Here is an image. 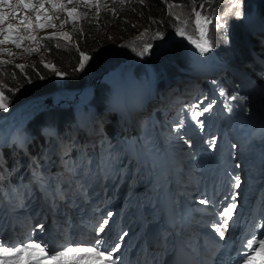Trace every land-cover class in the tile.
Returning <instances> with one entry per match:
<instances>
[{
	"label": "rangeland",
	"instance_id": "rangeland-1",
	"mask_svg": "<svg viewBox=\"0 0 264 264\" xmlns=\"http://www.w3.org/2000/svg\"><path fill=\"white\" fill-rule=\"evenodd\" d=\"M223 1H227L228 4L236 2V1L233 2V0H223ZM9 2L13 5L16 4V0H9ZM55 2L58 4L63 3L65 7L68 9L75 7L77 9V13L74 14L73 17H70V20H68L67 18H65V16H68L66 11L61 9L58 13L55 12L52 9L51 3H49V0H44V7H46L50 11V14L53 12V16H52L53 22L51 21V23L55 24L56 25L55 27H46L40 30L38 29L32 30V28H29L28 30H26L23 27V25H21L20 20L9 17L6 20V23L4 25H0V27H6L8 23H11L14 26H17V30L15 31L14 37L16 38V36L18 35L20 37H23L24 39H22V41L19 43L21 45V47L19 48L14 47V43H12L11 40L5 43H0V56L8 57V59L15 64H23L22 62L26 60L25 58L27 57L25 63L30 64V62L32 61L31 62L32 69L40 71L44 75H47L50 78V80L55 84L56 88H58L59 90H63L66 87L64 77L55 74L56 72H53L51 69L46 68L41 64H37L33 62L37 60L34 55V51L32 52L27 51L28 49H39V51L44 53L45 56L44 58L47 61V63H50L51 60L48 57V53L40 46L41 43L40 39L55 33L57 34V38L52 39V41L53 43L56 44L57 47H62L63 49L73 47V49H77L76 51L80 56L81 51L79 50L78 47L79 45L77 44V42L79 41V43L81 44L80 47L85 48L89 46L90 50L92 51L94 49L97 54L108 55L111 54L112 52V66L118 68L121 77L123 78L126 75L131 74V75H135L140 80L139 72L143 71V67L136 64V62L137 59L142 56L140 53L143 51V49H141L140 46H132L128 50H123L125 48L124 46L125 44L122 45L121 43H123V41L119 43V40L117 39V37H119L118 30L120 29L119 20H121V16H122L121 13L125 10L127 11L128 9H130L132 4L138 5L139 0H123V3H121V0H116V3L110 1L107 2V0H91V3L87 7L85 6L83 0H79V2H76V0H74L73 3H67V0H55ZM165 2L167 5V14L170 15L173 19L172 20L173 30H176L177 27L184 26L185 33H187L186 35H189L197 39L198 38L197 33L191 27L194 24V17H195L194 14L193 13L191 14L190 12V9L193 6V2H181L179 0L177 4L178 7H174L171 9H169L168 5L174 3L173 2L169 3L167 1ZM202 3L206 4L208 7H215V6L222 7L221 3L217 0H202ZM97 6L99 8L98 12H97ZM229 7L230 6L228 5L224 8L226 10ZM10 11H11L10 8H5L3 5H0V12H10ZM85 11L87 12V16L83 15V12ZM17 12L21 16L31 15L29 13L30 9L26 10L23 7L18 8ZM210 12L212 13L211 10ZM190 14L193 16L192 19H190L191 16ZM212 14L211 15L207 14L206 17L208 20L213 21L214 19V23L209 27L208 41L209 43L212 44V47L214 49L216 48L215 53L217 51L219 53L217 55L220 58H222L224 61H226L229 64L237 66L238 67L237 69L242 70L248 77L252 76L253 72L255 71L254 69L247 68L246 64H244L243 61H240L236 55H232V54L228 55L225 53L224 44L222 40L229 39L231 35V30L226 26L225 23L220 21H219L220 24L223 26L217 27L218 22L214 18V14L213 15ZM56 15H59L60 17L58 21L55 19ZM174 16H176L175 20H174ZM232 18L233 15L230 17V19ZM65 19H67L69 22L64 24L63 27H61V21ZM185 21H187L186 24ZM143 23L144 25L146 24L145 22ZM79 24H81L83 31L79 27ZM29 31H31L28 34L29 36L32 34L31 36H35L37 38L35 41L29 39L28 38L29 36L26 35ZM133 31H135V33L137 34L140 33L141 35H143V32H145L146 30L141 23H134ZM62 32H66L70 34L71 39L67 40L60 38L59 34ZM162 35L163 38L158 37L159 41H157L155 44L151 42L152 47L154 45L159 46V51L161 52V54H155L154 52L155 48H151L149 52L145 53L147 54L146 57L154 66V73L156 75V78L157 79L161 78V82L159 83L156 89V95L158 97V100L163 98V102L155 103L157 104L155 106V110L156 112L157 111L160 112L162 109H165L163 115L167 116L168 120H175L176 115L179 114L183 122L182 125L179 126L180 129L182 130L191 129L196 132H199L196 134L195 140L193 139L194 135L190 133H185L183 135L185 139L183 140V146L180 149V152L182 154V159L180 161L182 162V166L184 167V171L187 173V175H184L183 177L179 176L178 182L179 185L180 184L183 185L180 190V197L182 195L185 196L193 204L196 213L205 214L206 213L205 210L208 207L199 211L202 208L201 206H199L200 204L199 201L201 199H207V197H216L220 193V191L225 190V188L222 185H220L219 182L217 181L216 174L213 175L212 173V167H211L212 156L216 157L215 152L219 144L222 145L223 153L226 152L224 153L225 157L235 153L237 145L232 144V146L236 145V147L235 148L228 147V149H225V146L223 144L224 139L216 132V127L214 129L212 127L210 131V126L208 125V123L204 121L203 115L199 118V122L191 119L192 112L189 109L194 105L200 104L199 99L205 94V92L202 90L201 85L199 86L194 85L193 87L192 81L188 82L182 80V78H180L179 76V71L174 67H172L170 64L165 63V58L175 55L183 56V58H190L191 64L193 63L192 64L193 66L195 64L196 67H199L198 66L199 63L202 64L201 60H198L197 56L192 51L190 52L188 47L177 46L175 48L174 46L167 45L169 43L168 42L169 35L168 34L166 35L162 34ZM182 38L186 39L188 37L185 35L181 37L179 36V39ZM239 38H240V48L242 49L243 52L242 57L248 59L249 57L248 47L253 41V36L248 31L246 26H244L241 36ZM0 40L3 39L0 38ZM118 43L121 44L119 48L116 47ZM164 48L165 50L163 51ZM5 49H7L8 51H5ZM11 51H13V53L9 55V52ZM136 52L137 55L134 56V53ZM83 53H85V51H83ZM130 57L132 58V60L128 63ZM143 59L144 58H140L137 63H139ZM93 61L96 60L90 59L86 63L85 68L81 70L87 81H89V77L93 73V71L94 70L98 71L99 68L97 62H93ZM255 68L258 67L255 66ZM77 70H79V68ZM58 73H60V70H58ZM101 74L102 73L98 74V76H100ZM219 75H223V74H219ZM216 78L217 76H215L214 80H216ZM101 80L99 82H101ZM29 82L31 83L32 81ZM214 82L216 83V86L219 88V90L225 94L224 97L226 98L228 97L229 90L236 91L237 95H239L238 97L241 98H244L243 95H247L246 108H245V104L244 103L242 104V101L240 100L233 101L229 97V99L232 101V104L226 101L227 106L231 107V109H234L235 112H239V111L248 112L250 110V114L240 113L243 115L245 119L244 121H247L249 119H255L259 115L260 112L258 110L261 108V106L264 103H262L263 96L258 92V90L244 87L243 85L237 82L233 83V85H230L229 84L231 83L230 79L227 80L221 79L219 81H214ZM6 83H9L10 86H13L16 82H14V79L12 77H10L9 79H0V90L3 86L4 87L7 86ZM90 84L91 82L88 83V86H86L84 89V91H86V94L84 95L85 97L83 96L84 98H79V101H77L78 103L76 102L75 105L78 108H80L82 105L87 104V102L90 100L93 91V86H90ZM229 86H231L232 88H230ZM22 87H23L22 84H18L16 86L17 89H21ZM245 88L247 90H245ZM111 91H113L114 93L113 89H111ZM131 91L129 92V94H131ZM140 92H141L140 90L132 91V98H134V96L138 97L136 102L137 105L140 104L139 96H138ZM64 93H67V90L59 91L58 93H55L54 95L56 96L54 98V102H57L60 96H62ZM71 93L72 92L70 91L69 94ZM165 94H166V98L164 96ZM179 94L180 95L183 94L182 99L184 104L186 103L190 104L189 106H183L182 114H180V108L182 106H180V104H177V101L179 102L182 99L178 98L179 100L178 99L175 100L171 98V95L172 97L174 96L175 98L176 96H179ZM32 97H33L32 95L28 96L24 100L27 99L30 100ZM209 98L213 100V95L210 93L206 95V100L204 101L205 104H207V99ZM35 99L37 100V102L40 100L38 99V97H36ZM33 101H31L28 104H31ZM74 101L76 100H73L72 102L74 103ZM213 101L211 102L213 105L212 110L208 114H214L216 116V121L214 122L209 121V124L217 125L220 119L222 118V116L217 110V108L214 106ZM22 104L23 102L20 105L22 106ZM55 106L56 105H54L52 108L48 110L55 109L56 108ZM185 111L189 112V114L185 115L186 113ZM9 112H10L9 106H7L6 111L4 109H0V117L7 115ZM168 113L170 115H166ZM106 116L107 115H105L104 117ZM148 119H149L148 116H145L144 118L143 115H140L138 117L139 125L137 124L136 121L137 125L131 131V136L133 137L130 138H127V136L122 135L118 127L114 125V123H113V127L116 135L121 138H126L129 144H131L133 138H138V141L141 142L142 145H144L145 139H143V134L141 132L143 128V123L146 122V120ZM256 119L259 120V118ZM114 120L116 121L115 118ZM72 121H74V127L71 130L72 133L69 132V136L66 135L64 136V140L66 141L67 144L64 152L65 157L63 158H61V155L57 153L59 152V142L55 140L54 137V136L58 137L60 126L57 124L56 121L47 122L48 124L46 125V127L49 129L48 132L50 133V135L47 132L46 135L54 141V148L56 152L53 154L49 152L46 155L48 159L50 158V161H49L48 171H45V175L49 176L51 179H56L57 177H59V182H61L63 186L67 185L69 183L70 174L65 168L66 166L64 163V159L69 156L71 149L72 150L78 149L81 152L83 147H88L92 151L94 149L95 152L100 150L99 155L103 157V159L101 160V167L108 173V175L111 178L115 177L117 173L118 160L123 158V154L118 153L115 155L114 154L108 155L107 153L106 156L104 154L105 152L103 151L107 147L106 144L107 138L105 137V135H103L100 132L95 138L88 135L86 136V138L80 137L79 139L76 140V134H77L76 131L84 127V119L83 118L78 119V115H74L72 117ZM4 122L5 121L0 123V140L6 143L2 147L4 146L10 147L13 144H15L17 141L21 143L23 147L25 144V142L22 141L24 136H23V132L19 131L20 129H23V126L15 129L14 132H11L10 131L11 128H9L8 126H4ZM201 123L203 125L202 127H201ZM262 124L264 125V121L262 122ZM197 126L198 128L196 130ZM171 129H174V127L172 126ZM206 131L208 133L204 135V132ZM224 137H230L229 133L226 132ZM210 140L211 142H207ZM117 144L119 145V143ZM143 148L145 149L144 146ZM83 153L81 152L80 154ZM98 157L99 156L97 155L96 158L98 159ZM96 162H98V160ZM127 163L131 164L132 160L128 158ZM172 163H174L173 160ZM139 165L141 171L136 172V170L133 169L128 174L123 175L121 179L118 176L113 178L112 180L108 179L106 183V186L108 187H105L104 189H101V187L98 189L95 188L89 189L86 191V193L85 192L82 193V198H83L82 200L78 196L76 189L71 188L73 192L76 193V197L74 196V194H71V197L74 200L72 203V212L69 210H66V212H64L58 206L56 207L53 206L50 211H47L42 204L38 205L37 203L39 202L36 200L32 204H29V202L26 203L28 210L25 209L24 207L17 208L18 211L15 215H10V213H8L7 211L5 213L2 211L1 213L3 215L0 216V241L12 245V244H19L22 241L26 242L29 239H34L35 241L38 242L40 241L46 242L49 245V248H51V244H50V241L52 239L51 233L58 237L61 235L60 233L61 229L63 228V226H65L64 232L62 233V237L64 234L65 236L69 235L67 233L66 228L71 227L73 225V219L71 217L76 213H78V211L83 205H86L89 202H93V200H99L101 205L107 203V207L105 208H110V211H108V213L111 212L113 214L111 216L112 218L114 216L120 217L118 220L117 229L121 230L122 232H127L128 234L135 233L134 236L136 240L142 239L143 241V246H141L142 250L145 251L153 248V243L149 242V240L146 239L145 237L146 233L144 235V238H142V235L136 232L137 223L134 218V214L137 212V209L140 206L144 207L145 209L147 208L150 209L151 205L153 206L156 205V203L151 199L153 193H151L150 192L151 189L148 188L149 183L146 182L147 179L149 178V175L144 174L143 163L140 164V162L138 161L137 166ZM94 170L97 174L96 179L99 180V182L101 183L103 180L98 175L96 169H93V174H94ZM85 171L87 173L92 172V169L86 167ZM235 176H238V173H236ZM15 177L19 178L22 183L25 181L32 180L27 165L20 167V170L16 171ZM110 183L111 186H109ZM35 190L36 189L34 187V191ZM36 193L37 196L40 197V192L36 190ZM100 196H102L103 198L100 199ZM40 198L41 201H45L43 196H41ZM0 200L3 201V198L0 197ZM120 201H121L120 206H122V209L117 207ZM49 204L52 205L54 203L49 202ZM33 207L37 209L36 213ZM4 211H5V207H4ZM26 215H27V219H26ZM10 216H12L13 219H15V222H13L12 225L10 224V220L13 219H10ZM38 223L43 224L45 226L43 231L36 229V225ZM54 224L57 229L54 228ZM77 245L82 246L81 243ZM0 259L15 261L17 257L15 256L0 257Z\"/></svg>",
	"mask_w": 264,
	"mask_h": 264
},
{
	"label": "trees",
	"instance_id": "trees-1",
	"mask_svg": "<svg viewBox=\"0 0 264 264\" xmlns=\"http://www.w3.org/2000/svg\"><path fill=\"white\" fill-rule=\"evenodd\" d=\"M108 1L116 3V0H107V2ZM165 1L169 3L173 2L175 5H177L179 0ZM165 1L143 0V2H141V0H139L138 5L132 4L130 9H128L127 11L125 10L121 13V20H119L120 29L118 30L119 37H117V39L119 40V43L123 41V43H121L122 45L125 44V48L123 49L122 47L123 50H128L132 46H140V48L143 49L146 44H151V42L155 44L157 41H159L158 37H156V33H161L164 35L172 33V17L167 14V5ZM180 1L193 2V0ZM217 1L221 3L222 7L215 6L209 7V9L214 14V18L217 20V22L220 21L225 23L226 26L231 30L229 39H223L222 42L224 44L225 53L228 55H234V52L240 50L239 34L245 24V19L250 16L253 10L263 9L264 4L262 0H233V2H236L231 4H228L227 1L223 0ZM228 5L230 7L225 10L224 7ZM236 11H240L242 15L240 17H237L235 15ZM41 14V20L39 22L36 21L35 15H31L32 24L30 25V27L33 28L32 30H40L46 28L38 26V24L46 23L44 18L45 14ZM232 15L233 18L230 19ZM65 18L70 20V17L68 16H65ZM217 18H219V21ZM143 22H145L146 24L144 25ZM134 23H141L143 25L146 30L145 32H143V35H141L140 33L137 34L135 33V31H133ZM79 27L82 29L81 24H79ZM29 33L30 31L26 35H28ZM14 34L15 32L11 33V37H13ZM21 41L22 40H19L18 43H20ZM40 41V46L48 53V57L51 60L52 64L55 66V68L60 70V75L64 77L66 85L65 88L68 90H82L88 83L97 78L98 74L116 68L112 66V52L108 55L97 54L94 49L91 51L89 46L85 48L80 47L81 44L78 41L77 44L79 45V50L81 52L85 51V53L89 57H91V59L96 60L93 62H97L99 66L98 71L94 70L89 77V81H87L83 75V72L81 70H77L79 68L80 57L76 51L77 49H73V47L66 49L57 47L52 40L41 38ZM119 43L116 46L118 48L121 46V44ZM14 47L17 48L15 43ZM158 47V45H155V50H157ZM250 47L252 48V44ZM212 49L215 52L216 48L214 49L212 47ZM13 51H11L10 53H13ZM252 54L254 56L260 57L261 59H264L263 40H257L255 42L252 48ZM135 55H137V52L134 53V56ZM130 59L132 58L130 57L129 60ZM189 60L190 58H181L178 60V64L181 67L177 69L179 71V76L185 80L192 81L193 87L194 85H201L202 88L206 89L207 85L204 83L201 84L198 78H194L190 74L181 72L182 69L186 70L192 68ZM0 61H3V63H0V79H9L10 77H12L14 79V82H16L13 86H10L9 83H6L7 86H3L0 90V93H2L4 97H6L5 103L7 106H9L10 110L17 108L24 101L23 99L27 98L28 96L32 95L34 97H41L58 91V88H55V84L47 75H44L42 72L32 69V61L30 62V64L24 65L23 69L16 67V65L23 64H15L11 60H9L8 57H4ZM24 64L26 63L24 62ZM253 80L256 85L264 91V73L255 75V77H253ZM29 81L32 82L30 83ZM18 84H22L23 87L21 89H17L16 86ZM107 93V86L101 83L93 89L92 97L88 105L83 106L79 110L70 111L63 109H52L38 114L34 119V116L32 115L31 118L33 120L22 129L24 136L22 141L25 142L24 146L22 147L21 143L17 141L10 147L0 148V197L3 198V201L0 200V215L2 214V211L4 212V205L11 212L18 211L17 208L22 207L28 210L26 203L29 202V204H32L33 202H35V200H37L36 190L42 194V190L33 181V172L39 169V171L45 175V171H48L50 161V158L48 159L46 155L49 152H51V154L56 152L54 148V141L46 135V132L49 131V129L46 127V125L48 124L47 122L56 121L60 126L57 137L59 140V152L57 153L61 155V158H63L65 157L64 152L67 144L64 140V136H69V132H71L72 128L74 127V121H72V117L74 115H78V119L82 118L87 113L89 108H92V110L97 114H102L103 112L107 111ZM228 93H230L228 94V96L233 95L231 94L232 91L230 92V90L228 91ZM180 101H183V99ZM164 110L165 109H162L160 112H156V110H154L152 116L158 122L162 131L169 135V143L171 147L175 148L179 145L180 142L179 132L175 129H171L172 126H175V120L166 121L164 119ZM173 130H175V132H173ZM103 132L105 135H107L109 141L112 142L114 129L110 122L104 123ZM134 147L136 150H139V146L137 144H135ZM123 148L126 150V147ZM84 152L85 153L82 155L78 150L71 149L69 156L64 159V163L66 166L65 168L67 169L68 173L77 181V185L81 187H85L86 185L93 183L96 179L95 170L93 174V165H96L95 154L91 150H87ZM25 165H27L32 180L22 183L19 178L15 177V173L16 171L20 170V167ZM86 167L92 169V172L87 173L85 171ZM69 168H74L75 173L73 174L72 172H69ZM179 172L181 173V171ZM57 180L58 178H56L55 182ZM61 186L62 184L60 182V187ZM34 187L36 189L35 191ZM21 196L23 197L22 199ZM43 198L45 201H49L50 203H52L45 195H43Z\"/></svg>",
	"mask_w": 264,
	"mask_h": 264
},
{
	"label": "snow or ice",
	"instance_id": "snow-or-ice-1",
	"mask_svg": "<svg viewBox=\"0 0 264 264\" xmlns=\"http://www.w3.org/2000/svg\"><path fill=\"white\" fill-rule=\"evenodd\" d=\"M74 0H67V3H73ZM79 2V0H76ZM85 6L87 7L91 0H83ZM143 2V0H141ZM195 0H193V3ZM51 3L52 9L55 12H59L61 9L67 12L68 17H73L74 14L77 13V9L75 7L68 9L65 7L63 3H56L55 0H49ZM123 3V0H121ZM0 5H3L5 8H10V12H0V25H4L6 20L11 17L20 20L21 25L28 30L30 25L32 24V20L28 15L21 16L17 9L23 7L24 9L34 10L36 21L39 22L41 20V11L40 9L44 8V0H37V3L34 4L32 0H16V4L13 5L9 2V0H0ZM169 9L178 7L175 4H169ZM200 7H203L201 5ZM99 8L97 6V12ZM195 13V25L197 26L200 32V38L203 43H200L196 40H192V43L196 45V47L200 50L201 53H206L211 51L212 44L205 39L207 33L203 28L204 23H211L207 17L202 16L201 12L196 10L195 8L192 9ZM171 14V13H170ZM83 15L87 16V12H83ZM235 15L240 17L242 13L240 11H236ZM45 21L46 23L38 24L39 27H55L56 25L51 23L53 17L48 16L45 14ZM56 19H60L59 15H56ZM179 19V17H178ZM219 21V18H217ZM67 19L61 21V27L64 24L68 23ZM187 23V21H185ZM219 22L217 23V27H222ZM17 30V26H14L11 23H8L6 27H0V35L4 37L3 40H0V43L8 42L11 39L12 43H15L16 46L19 48L21 45L18 43L19 40L24 39L23 37L16 36L15 39H12L11 33ZM176 34L183 36L185 35L184 29L177 27ZM60 38L70 40V34L66 32H62L59 34ZM156 37L163 38L161 33H156ZM29 39L35 41L37 38L35 36H29ZM57 38V34L53 33L50 36L43 37L42 39L52 40ZM191 39V37H189ZM152 48L151 44H146L143 48V51L140 53L144 55L145 53L149 52ZM39 49H28L27 51H38ZM5 51H8L5 49ZM12 53L9 52V55ZM91 59L87 54L81 52L79 57V70H83L85 68L86 63ZM3 63V61H0ZM46 67L48 65H45ZM16 67L23 69L24 65H16ZM60 75V73H57ZM221 95L224 96L225 94L221 92ZM232 100H240L243 101L246 98H241L238 96L230 97ZM6 97L0 93V109L7 110V105L5 103ZM212 103L208 102L204 104V102H200L198 105L192 106L189 110L192 112L191 119L194 121L199 122V118L204 114L208 113L212 110ZM231 111V107L228 109ZM183 122L181 121L180 124ZM180 125H178L179 127ZM201 123V127H202ZM233 148L236 145L232 146ZM69 172L75 173L74 168H69ZM232 188L239 189L241 187L240 177L235 176L232 178ZM33 181L35 184L42 190V194L45 195L52 203H55L57 200L64 199L68 193L64 191L63 188L60 187V182L57 180L53 183V180L46 175L42 174L39 169L33 172ZM23 197L21 196V199ZM229 199V198H226ZM201 205L209 203L207 199H201L199 201ZM237 209V203L234 199H230V202L227 203L222 210L218 213L221 217L219 221L212 225L215 233L219 235L221 239L225 237V231H227L228 225L227 221H231L233 219L234 210ZM113 214L109 212L107 214L108 217H111ZM109 225V219L105 218L103 221L98 225L96 229L97 238L92 242V246L90 247H73L71 244L66 243L60 245L58 248L53 247L52 249L49 248V245L43 241H35L34 239H29L26 242H20L19 244H6L3 241H0V257H17L15 261L4 260L0 259V264H117V261L120 259L119 252L121 249V245L119 242L109 247H101L105 242L100 237V233H103L106 229V226ZM45 226L43 224H37L36 229L43 231ZM128 235L127 232L118 236V241L124 240V238ZM255 245V247H254ZM246 249H252L251 252H248L246 256L242 257L241 264H259L260 261H264V238H261L259 241L254 239H250L246 243Z\"/></svg>",
	"mask_w": 264,
	"mask_h": 264
},
{
	"label": "bare ground",
	"instance_id": "bare-ground-1",
	"mask_svg": "<svg viewBox=\"0 0 264 264\" xmlns=\"http://www.w3.org/2000/svg\"><path fill=\"white\" fill-rule=\"evenodd\" d=\"M263 6V5H262ZM191 15V14H190ZM190 21V20H189ZM255 21H252L251 22V24H253ZM192 23V22H191ZM189 24H190V22H189ZM257 26H260V29H261V25H259V24H257ZM187 34V33H186ZM209 35V34H208ZM185 36H187L188 38H182V39H184V40H186V41H189V42H191L192 43V40H196V41H198V42H200L199 40H197L196 38H193V39H189V37H191V36H189V35H185ZM181 37V36H180ZM176 38H177V35H176ZM192 38V37H191ZM205 39L206 40H208V36H206L205 37ZM201 43V42H200ZM203 43V42H202ZM192 52H194V53H196V54H198V53H201L200 52V50L196 47V45L194 44L193 45V48H192ZM200 55V54H199ZM200 56H203V58L204 59H208V58H210V55H208V53L206 52V53H202ZM4 57H1L0 56V60H2ZM26 60H27V57L25 58ZM26 60H24L22 63H23V65H26V64H24V62L26 61ZM191 60H189V62H190ZM212 62H213V64L214 65H216V66H219L218 65V63H215L216 62V60H214V58L212 57ZM141 63H144V61L142 60V61H140L138 64H141ZM191 63V62H190ZM193 64V63H192ZM181 68V67H180ZM209 69V68H208ZM208 69L207 70H205V71H208ZM225 69H227V70H233V69H231L230 67L229 68H225ZM116 70H117V72H118V69L116 68ZM234 72H236V74L240 77V78H242V79H246V77L244 76V75H241V74H239L237 71H235V70H233ZM111 74H113V72L111 73ZM260 74V73H259ZM130 75V74H129ZM244 76V77H243ZM125 77H127V78H130V77H128V76H125ZM105 79V78H104ZM57 81V80H56ZM261 82H263V81H261ZM153 83H154V81H153ZM259 83H260V81H259ZM133 85V81H130V80H128V82H127V84H126V86H124L123 88H121V90H140L141 88L140 87H137V86H135V87H133L132 86ZM152 85V87L154 88V84H151ZM55 87V86H54ZM56 88V87H55ZM141 91V90H140ZM70 93V91H68L67 90V93H64L62 96H60V98L57 100V102H54V98H55V96L56 95H54V96H52L53 98V105H56L57 107H62V108H68V107H71V108H75V103L77 102V101H79V99H76L77 97L78 98H84L85 96V94H86V91H81V92H78V93H71V94H69ZM129 95H131V94H129ZM183 95V94H182ZM182 95H180L179 94V96H176L175 98H174V96L172 97V95H171V98L172 99H175V100H177L178 98L179 99H182L183 98V96ZM84 96V97H83ZM154 97V95H153V92H152V95L151 96H149L148 95V102L146 103V107H144V105H141V104H139V105H137L136 104V102H137V99H138V97L137 96H134V98H132V99H134L135 100V103H134V100L132 101V103L135 105V106H137V107H139V109H140V111L139 112H144V115H146V116H148L149 118H151L152 120H153V118H152V116H151V113L155 110V106L157 105V104H153V106L152 107H150V108H148V103H149V100L151 99V98H153ZM36 97H32L30 100L29 99H27V100H24L23 101V104H22V106H19L14 112H12L11 114H9L8 116H6V117H4V118H2V119H0V123L1 122H3V121H5L4 122V126H8L9 128H11L10 129V131L11 132H14V130L15 129H17V128H19V127H22V126H24L25 124H27L32 118H31V116L33 115H36L37 113H39V112H41V111H43V110H46V108H51V107H49L48 105H45L44 104V99L43 98H41L40 100H42V101H38L37 102V100L35 99ZM57 98V97H56ZM39 99V98H38ZM178 99V100H179ZM29 100V101H28ZM34 100V101H33ZM73 100H76V101H74V103L72 102ZM28 101V102H27ZM31 101H33V103H31V104H28V103H30ZM170 101V100H169ZM156 103H158V102H156ZM116 107H117V110L120 112V113H122V114H125V112H124V109H125V107H121V106H119L118 105V103H117V105H116ZM150 115V116H149ZM166 115H170L169 113L168 114H166ZM257 118V117H256ZM253 119V120H249V121H246V123H244V126H241V121H240V123H239V121L237 120L238 119V117H235V118H231L230 120H231V123L233 124V126H234V128H232L229 124H225V125H223L226 129H228V130H230L231 132H232V134H231V136H233V138L235 139V141L237 142L236 144L238 145V148H240L241 149V154H245L247 157H253L254 155H256V154H259L261 151L264 153V151L261 149V147L257 144V141H264V132L263 131H257L256 132V134L254 135V134H252L251 132H250V130H249V128H251L252 126H255L258 122H259V120H257V119ZM6 119V120H5ZM137 119L138 118H136L135 116H134V119H133V117L130 119V120H128V119H126V122H127V124L130 126L129 128H132V126L131 125H133V128L137 125L136 124V121H137ZM164 119L166 120V121H168V117L167 116H164ZM143 121V120H142ZM7 125H6V124ZM155 123H156V121H155ZM236 126V127H235ZM9 128H7V129H9ZM168 129H169V127H168ZM12 134V133H11ZM244 135V136H243ZM254 137H256V140H255V138ZM6 143L3 141H1L0 140V147H2L3 145H5ZM5 147V146H4ZM163 164L161 165V174H162V170H163ZM166 177H165V183H164V187H167V186H169L170 185V183L168 182V174L167 173H165L164 174ZM174 175H175V173H174ZM184 181V180H183ZM182 181V182H183ZM205 220H208L209 219V217H205L204 218ZM171 242H173V240H169V239H167L166 240V243L165 244H162L161 245V247L160 248H158V249H156V248H153V250H154V252H153V250L152 249H149V250H147L146 252H144V251H142V252H139V259H140V257H141V254L142 253H144L145 254V258H149V257H151V256H157V257H159V258H163L164 257V255H163V253H164V249L166 248L165 246H168V245H171ZM167 248H169V247H167ZM133 257V256H132ZM135 258L136 257H133V259L135 260ZM139 259H137V262H139Z\"/></svg>",
	"mask_w": 264,
	"mask_h": 264
},
{
	"label": "water",
	"instance_id": "water-1",
	"mask_svg": "<svg viewBox=\"0 0 264 264\" xmlns=\"http://www.w3.org/2000/svg\"><path fill=\"white\" fill-rule=\"evenodd\" d=\"M102 76L100 75L98 78H96L95 80L92 81V83L90 84V86H95L97 83H99V81L101 80ZM42 97H40L39 99H41ZM52 95H48L43 97L44 99V104L48 105L49 107L53 106V99H52Z\"/></svg>",
	"mask_w": 264,
	"mask_h": 264
},
{
	"label": "built area",
	"instance_id": "built-area-1",
	"mask_svg": "<svg viewBox=\"0 0 264 264\" xmlns=\"http://www.w3.org/2000/svg\"><path fill=\"white\" fill-rule=\"evenodd\" d=\"M193 14H194V16H195V13L194 12H192ZM194 24H195V17H194Z\"/></svg>",
	"mask_w": 264,
	"mask_h": 264
}]
</instances>
